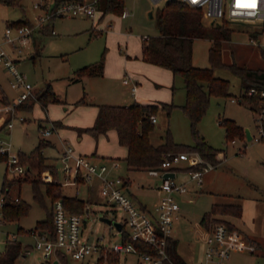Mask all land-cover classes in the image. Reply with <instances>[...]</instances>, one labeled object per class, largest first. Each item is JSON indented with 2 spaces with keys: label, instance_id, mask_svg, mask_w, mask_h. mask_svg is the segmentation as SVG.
I'll return each mask as SVG.
<instances>
[{
  "label": "rangeland",
  "instance_id": "374dc122",
  "mask_svg": "<svg viewBox=\"0 0 264 264\" xmlns=\"http://www.w3.org/2000/svg\"><path fill=\"white\" fill-rule=\"evenodd\" d=\"M15 3L0 1V29L5 23L18 19L35 20L38 9L31 0H16ZM165 0H123V8L129 10L127 17H121L117 11L97 9L94 17L87 15L56 16L45 28L36 29L30 43L20 54L17 67L26 80L33 86L34 96L24 103L20 102L18 89L10 85V75L0 64V105L18 103L14 114L3 113L2 123L12 117V126L0 128V139L9 153L23 151L29 153L38 143L39 138L45 141L41 153L48 163L54 164L58 180H63V171L59 159L62 138L68 141L75 152L91 156L95 162H109L118 159V173L131 180L132 193L141 199L152 202L158 199L155 184L159 176L150 174L144 168H127L123 159L125 147L117 141L113 130L94 136L80 130L83 126L93 124L98 106L103 103L125 104L135 99L124 77H133L137 81V94H142L153 101L173 102L167 112L158 108L156 121L149 134L151 141L161 140L166 127L169 128L174 141L191 144L194 141L190 121L181 107L186 93L183 78L173 74L169 68L160 67L141 56V35L158 33L156 12ZM204 22L212 21L203 17ZM232 28L230 38L222 41L221 58L224 62H235L252 67H264V46L249 41L248 24L244 21H232L217 18ZM52 24L55 33L46 31ZM211 39L208 36L196 37L192 44V61L196 66H210L208 47ZM15 55V53H12ZM103 61L102 74L91 75L79 73L81 67ZM213 74L228 80L227 94H211L205 112L200 117L198 132L211 146L217 148L215 157L219 162L203 161L196 151H187L188 158L180 161L176 180L187 181L188 190L177 195L180 205V218L174 234L178 238L177 249L187 261H196L200 256V240L204 234L199 224L201 215L208 211L214 201H232L241 206V214L218 216L233 224L243 234L242 242L254 239V250L231 248L226 264H264V140L259 136L256 118L260 114L259 101L241 99L243 87L239 75L227 65L212 67ZM50 85L53 90L44 105L39 94ZM241 100H240V99ZM78 99L82 101L78 102ZM18 107V108H17ZM20 108V109H19ZM29 108V109H26ZM2 111H0L1 115ZM22 116L24 119H19ZM223 118L232 119L235 123L248 127L252 138L245 134L227 135ZM53 120V121H51ZM46 125L52 122L56 129L43 136L38 122ZM1 123V124H2ZM231 139H234L232 141ZM53 142V143H51ZM6 157V155H5ZM204 163L202 183L197 184L189 178V166L192 163ZM26 169V164L21 163ZM202 167V166H201ZM36 168L27 173H17L7 165L6 158L0 159V195L4 176L13 182L8 193L19 195L30 203L28 212L18 220H5L0 215V250L6 238L13 235L29 247L25 256L19 255L14 264H49L45 262L40 251L34 246V237L17 233L19 226L27 229L36 221L45 218L50 210L51 198L45 193L41 184L44 204L32 197L31 178L43 181L42 174ZM61 190L67 195H76L85 200L89 211L83 215V236L95 240L103 235L105 243L118 240L119 232L113 224L99 218L106 213L120 220L124 228L128 226L125 213L120 207L109 204L99 192L96 180L79 182L77 187L64 184ZM130 194V195H131ZM175 221V222H176ZM97 252L93 251L81 259L66 255V264H100L96 262ZM115 264H152L137 252H122L113 261ZM211 264V263H209Z\"/></svg>",
  "mask_w": 264,
  "mask_h": 264
},
{
  "label": "built area",
  "instance_id": "2783aa9c",
  "mask_svg": "<svg viewBox=\"0 0 264 264\" xmlns=\"http://www.w3.org/2000/svg\"><path fill=\"white\" fill-rule=\"evenodd\" d=\"M33 7L38 9L35 20L30 23L11 24L5 23L0 29V64H2L10 75V85L18 89L20 102L34 96L33 86L26 80L25 74L18 69L17 62L20 54L31 41L33 32L43 28L56 16L64 15H87L94 17L97 0H31ZM190 5L198 7L203 17L209 20L224 18L232 21H244L249 23V41L258 46H264V0H185ZM129 10L123 8L119 13L125 17ZM55 33L54 28H50ZM12 53H15L13 55ZM130 77H124L123 82H129ZM137 84L131 81L130 91H136ZM250 88L248 93H253ZM259 101L260 114L256 118L258 123L257 138L262 139L261 119L264 117V92ZM19 103V102H18ZM18 103H7L0 105L3 113L14 114ZM19 119H24L19 116ZM155 115L151 121H155ZM12 117L6 120V125L11 127ZM40 132L47 136L56 126L49 122L48 125L39 124ZM233 140V139H231ZM4 139H0V152L6 155L7 165L17 173H24L25 169L19 162L16 153H9L4 146ZM188 158L187 151H179L164 155L157 168H149L150 174L158 175L159 182L156 184L158 199L151 207L140 206L134 202L126 189L125 177L114 172L120 166L118 159L109 162H94L89 156L76 153L72 146L63 142L60 159L62 162L63 180L61 185H78L79 182L96 180L99 184V192L110 205L109 208L120 207L125 213V221L128 226L124 228L120 221L119 238L112 243H105L103 235L97 236L95 240H89L83 236V215L88 212L89 207L85 205V211L79 213L69 211L61 198H56L52 203L53 212V236L43 230L30 229L27 233L34 237V246L40 251L45 262L52 264H65L59 253L69 255L74 259H81L97 252L96 262L100 264H115L109 260V255H120L122 252H137L147 263L163 264L164 260H170L166 246L167 238L174 236L175 221L180 217V205L177 195L188 190L187 181L176 180L177 169L181 168L180 161ZM202 160V159H201ZM205 167L189 169V178L197 184L202 183V174ZM173 171V176H163V172ZM42 177L46 181L52 180V173L45 171ZM17 198V196H15ZM4 202V194L0 195L1 205ZM102 215H107L106 213ZM113 218L112 215H108ZM115 219V218H113ZM117 220V219H116ZM135 241H144L152 245L154 253L145 252L135 245ZM203 250L200 264H226L231 248H247L254 250V241L242 242L239 232L234 227H229L225 222H215L210 228L205 229L202 238ZM121 264V263H120ZM199 264V263H198Z\"/></svg>",
  "mask_w": 264,
  "mask_h": 264
},
{
  "label": "trees",
  "instance_id": "16d2710c",
  "mask_svg": "<svg viewBox=\"0 0 264 264\" xmlns=\"http://www.w3.org/2000/svg\"><path fill=\"white\" fill-rule=\"evenodd\" d=\"M6 3H15L16 0H0ZM61 1V0H58ZM97 8L105 11L121 12L123 0H97ZM158 33L146 35L141 41L142 57L154 64L169 68L173 74H180L183 78V86L186 93L185 102L181 107L187 114L190 121V129L194 141L191 144L180 143L173 140L168 127L165 128L161 140L157 143L151 141L150 130L153 128L151 116L155 115L158 108L169 109L174 105L173 102L152 101L138 102L133 101L128 104H109L103 103L98 106V110L93 124L83 126L80 130L87 131L94 136L105 133L109 128H114L117 134V141L126 147L123 157L129 168H157L164 155L176 153L182 150L196 151L202 160L212 163L219 162L215 157L217 148L211 146L198 132V121L205 112L211 94H227L228 80L213 74L212 67L216 65H227L240 77L243 93L240 98L247 101H260L264 92V67H252L237 64L235 62L226 63L221 58L222 41L230 38L232 28L225 26L224 22H208L203 19L200 8L190 5L185 0H165L156 12ZM30 23L29 19H18L11 24ZM47 25V24H46ZM45 27V26H44ZM43 27V29H44ZM208 36L211 44L208 47V57L210 66L201 67L193 64L192 44L196 37ZM103 61L99 60L95 64L81 67L79 73L91 75L102 74ZM250 88H254L253 93H248ZM53 90L50 85L39 94V100L45 105L49 100H58L49 97ZM239 98V99H240ZM240 99V100H241ZM26 100L23 101V103ZM78 102L82 99H78ZM18 108V107H17ZM20 109V108H19ZM29 109V108H26ZM54 122V121H53ZM221 122L225 125L227 135H244L242 125L235 123L232 119L223 118ZM41 121L38 122V126ZM262 127V139L264 140V117L260 123ZM257 123V127H258ZM45 141L39 138L38 143L29 152L18 151L20 163L26 164L24 174L36 168L39 172L48 168L52 172V180L43 181L31 178L32 197L44 204L41 184L45 193L51 198L50 210H47L45 218L36 221L35 225L24 229L19 226L18 231L28 232L30 229L43 230L53 236V212L52 203L56 198H61L65 207L69 211L83 213L85 211V200L76 195L64 194L61 184L58 181L57 170L52 163H47L41 153V148ZM6 158L0 152V159ZM204 163H192L188 168H198ZM12 180L4 176L2 190L5 189L4 202L1 205V215L5 220H18L28 212L30 203L17 198L8 193ZM239 215L241 206L239 203L214 202L208 211L200 217V223L205 228L215 222H225L229 227L232 225L221 220L216 214ZM135 245L149 253H154L152 245L144 241H135ZM177 238L170 236L167 238V252L170 260H164L163 264H187L176 249ZM23 245L15 237L6 238L5 247L0 252V264H14L15 259L22 252ZM65 261V254L59 253ZM117 255H109V260L114 261ZM66 264V262H65Z\"/></svg>",
  "mask_w": 264,
  "mask_h": 264
},
{
  "label": "crops",
  "instance_id": "0c3cea01",
  "mask_svg": "<svg viewBox=\"0 0 264 264\" xmlns=\"http://www.w3.org/2000/svg\"><path fill=\"white\" fill-rule=\"evenodd\" d=\"M120 15V14H119ZM128 16V15H127ZM127 16H125V17H127ZM122 17V16H121ZM54 19V18H53ZM52 19V20H53ZM51 20V21H52ZM45 28V27H44ZM50 28H53V26H52V24H50V26H47L46 27V31L47 32H50ZM51 33V32H50ZM144 36H146L145 34H143V35H141V37H140V39H141V41H142V38L144 37ZM140 52H141V56H142V51H141V42H140ZM152 64H154V63H152ZM154 65H157V64H154ZM157 66H160V65H157ZM160 67H163V66H160ZM172 72V71H171ZM131 81H134V82H136V84H137V81L133 78V77H131L130 76V78H129V82H127V83H125V84H127L128 85V89L130 90V84H131ZM124 83V82H123ZM138 85V84H137ZM138 87H136V91L134 92V93H132L133 94V96H134V101H138V102H141V103H143V102H152L153 100H151L150 98H148V97H145V96H143L142 94H137V89ZM125 104H128V103H125ZM6 114V113H5ZM4 114H3V112L1 113V115H0V128H2V127H4V125H6V121L5 122H3L2 123V120H3V116ZM155 117H156V115H155ZM51 121H53V120H51ZM156 121V120H155ZM2 123V124H1ZM56 129V128H55ZM110 130H113V133H114V135H115V137L117 138V134H116V130L114 129V128H109ZM64 141H67V140H65L64 138H62V146H61V148L59 149V152H58V155H59V159H60V154H61V151H62V147H63V142ZM232 141H234V139L232 140ZM68 142V141H67ZM51 143H53V142H51ZM124 146V145H123ZM125 147V146H124ZM76 153H81V152H76ZM125 153H126V147H125ZM82 154H84V153H82ZM85 155H87V156H89L90 157V159L92 160V158H91V156L90 155H88V154H85ZM112 160V159H111ZM110 160V161H111ZM60 161H61V159H60ZM95 162V161H94ZM49 163V162H48ZM62 163V162H61ZM120 167V166H119ZM119 167L118 168H116L115 170H114V172H116V173H118V169H119ZM127 168H129V167H127ZM129 169H131V168H129ZM125 177V182H126V189H127V191H128V193H129V195L132 193V186H133V184L131 183V180H130V178L128 177V176H124ZM98 182V181H97ZM75 187H77V185L75 186ZM155 190H156V184H155ZM156 192H157V190H156ZM158 195V194H157ZM131 196V198L134 200V202L135 203H137L138 205H140V206H146V207H151L153 204H154V202L156 201H152V202H148V201H146V200H144V199H141V198H139L138 196H136V195H134V194H131L130 195ZM214 202H226V203H237V202H232L231 200L230 201H214ZM214 202H212V203H214ZM86 205H88L87 203H86ZM89 211V210H88ZM87 213V212H86ZM85 214V213H84ZM180 214H181V212H180ZM241 214V213H240ZM239 214V215H240ZM218 216L220 215V214H217ZM225 215H232V214H228V213H224V214H222V216H225ZM239 215H235V216H239ZM180 218V217H179ZM178 218V219H179ZM177 219V220H178ZM177 222L178 221H176L175 222V224H174V227H175V231L177 230ZM199 224H200V226L203 228V231H204V234H205V227L200 223V218H199ZM231 224V223H230ZM121 225V224H120ZM232 225V227H234V228H236L233 224H231ZM32 227V226H31ZM237 229V228H236ZM239 232V237H241V238H243V234L240 232V231H238ZM17 233H21V234H23L22 232H20V231H18L17 230ZM25 234H27V235H29L27 232H24V235ZM204 234L202 235V238H203V236H204ZM12 237H15L16 239H17V237H16V235L14 236H12ZM175 237H176V235H175ZM177 238V237H176ZM202 238H201V240H200V244H201V252H200V256L197 258V260L196 261H193V262H190V261H187V259L185 258V257H183V255H181L180 253V255L183 257V259L186 261V263L187 264H200L201 263V261H202V250H203V242H202ZM246 241H254V239L253 238H249V239H247ZM21 242V241H20ZM255 242V241H254ZM21 244L23 245V250H22V252L19 254V255H22V256H25L26 254H27V250H29V247L27 246V245H25V244H23L22 242H21ZM177 244H178V238H177ZM4 247H5V245H4ZM4 247L0 250V252L1 251H3V249H4ZM176 249H177V245H176ZM177 251H178V249H177ZM179 252V251H178ZM18 255V256H19Z\"/></svg>",
  "mask_w": 264,
  "mask_h": 264
},
{
  "label": "water",
  "instance_id": "95a60500",
  "mask_svg": "<svg viewBox=\"0 0 264 264\" xmlns=\"http://www.w3.org/2000/svg\"><path fill=\"white\" fill-rule=\"evenodd\" d=\"M213 22V20L211 21ZM244 132H245V136L247 139H250L252 138V134L250 132V129L248 127H244ZM174 172L173 171H165L163 172V176H173ZM99 218L103 221H105L106 223H109V224H113L115 225L116 227L120 228V221L116 220V219H113L111 218L110 216L108 215H100ZM57 260L56 259H53V262L52 264H56Z\"/></svg>",
  "mask_w": 264,
  "mask_h": 264
}]
</instances>
